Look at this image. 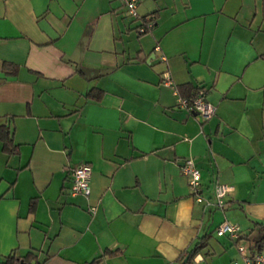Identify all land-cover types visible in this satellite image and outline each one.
Returning <instances> with one entry per match:
<instances>
[{
	"label": "crops",
	"instance_id": "0c3cea01",
	"mask_svg": "<svg viewBox=\"0 0 264 264\" xmlns=\"http://www.w3.org/2000/svg\"><path fill=\"white\" fill-rule=\"evenodd\" d=\"M136 11L0 0V127L18 147L0 141V264H184L202 236L189 264L240 262L213 234L222 219L264 252V0H138ZM197 87L207 118L174 94ZM188 158L204 200L231 187L221 208L190 195ZM83 162L89 193L70 194Z\"/></svg>",
	"mask_w": 264,
	"mask_h": 264
},
{
	"label": "built area",
	"instance_id": "2783aa9c",
	"mask_svg": "<svg viewBox=\"0 0 264 264\" xmlns=\"http://www.w3.org/2000/svg\"><path fill=\"white\" fill-rule=\"evenodd\" d=\"M124 6V15L129 18L138 17L136 6L138 0H120ZM151 25L150 18L148 16L142 17L138 30L142 31ZM177 90L174 89L177 102L187 108L201 115L202 118H207L213 112L214 106L204 99L203 88L197 87L195 91L188 96H182L177 94ZM91 168L88 163H79L71 169L69 192L70 194H81L87 196L89 193V177ZM181 173L186 177L187 185L195 202L202 204L203 206H210L211 208H221L225 203V198L230 193V186L223 183L214 185L212 189V201L204 200L201 196L200 189V176L198 169L194 166L191 159L183 160L181 164ZM93 207H90L92 210ZM213 234L215 236H227L230 238L238 252L240 262L234 260L232 264H264V252L250 253L248 246L241 243L242 235L240 227L226 219L220 220L213 228Z\"/></svg>",
	"mask_w": 264,
	"mask_h": 264
},
{
	"label": "trees",
	"instance_id": "16d2710c",
	"mask_svg": "<svg viewBox=\"0 0 264 264\" xmlns=\"http://www.w3.org/2000/svg\"><path fill=\"white\" fill-rule=\"evenodd\" d=\"M183 95L185 94V91H187L186 93H188L189 91V86H183ZM179 89V88H178ZM91 92V91H90ZM89 94V92H88ZM0 141L2 144V150L7 153V154H14L17 153L18 151V147L17 145H14L11 139V136L8 132V130L5 127H0ZM35 200H31L30 204H29V209H32L34 206ZM207 236H202L194 245L193 247L187 252V259L185 261L184 264H189V261L192 259L193 256H195L196 254H198L199 252H201L207 245ZM257 245V249L260 250L264 244V236H261L257 239V241L255 242ZM113 253V251H104L103 255L106 254H111ZM20 259L15 258L13 255L8 254L7 256L4 257V261L3 264H19ZM22 262H24V259H22ZM85 264H100V257L93 259L90 262H87Z\"/></svg>",
	"mask_w": 264,
	"mask_h": 264
}]
</instances>
